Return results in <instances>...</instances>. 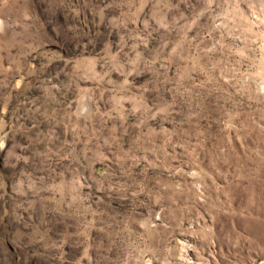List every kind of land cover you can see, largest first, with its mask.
I'll return each mask as SVG.
<instances>
[{
  "label": "rangeland",
  "instance_id": "374dc122",
  "mask_svg": "<svg viewBox=\"0 0 264 264\" xmlns=\"http://www.w3.org/2000/svg\"><path fill=\"white\" fill-rule=\"evenodd\" d=\"M0 264H264V0H0Z\"/></svg>",
  "mask_w": 264,
  "mask_h": 264
}]
</instances>
